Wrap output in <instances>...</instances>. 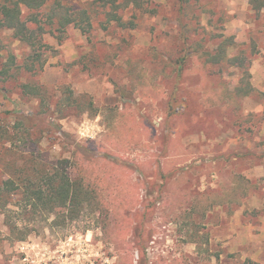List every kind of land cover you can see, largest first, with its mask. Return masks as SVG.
Returning a JSON list of instances; mask_svg holds the SVG:
<instances>
[{
	"label": "rangeland",
	"instance_id": "rangeland-1",
	"mask_svg": "<svg viewBox=\"0 0 264 264\" xmlns=\"http://www.w3.org/2000/svg\"><path fill=\"white\" fill-rule=\"evenodd\" d=\"M143 1L130 31L98 21L34 48L0 35V183L11 161L72 160L80 145L75 160L94 158L86 168L112 186L107 212L60 215L25 207L18 190L0 213V264H264V0H191L182 15L169 0ZM182 23L191 40H234L248 96L235 95L241 72L229 65L191 57L178 71ZM29 56L42 69L27 71ZM68 91L96 115L67 106ZM207 199L216 203L201 218Z\"/></svg>",
	"mask_w": 264,
	"mask_h": 264
},
{
	"label": "trees",
	"instance_id": "trees-1",
	"mask_svg": "<svg viewBox=\"0 0 264 264\" xmlns=\"http://www.w3.org/2000/svg\"><path fill=\"white\" fill-rule=\"evenodd\" d=\"M169 1L178 8L180 15L191 4V0ZM252 1L257 3V0ZM143 5V0H0V35L10 31L14 40L34 48L37 45L42 47V37L46 34L60 38L70 27L85 34L93 30L94 24H98V21L130 31L138 25L137 12H145ZM261 7H264L263 2L256 9ZM24 10L28 11L27 15L24 14ZM180 26L179 45L184 52L178 59L180 73L191 57L199 58L204 65L222 67L229 65L241 72L238 86L233 90L235 95L245 97L251 93L250 74L245 57L240 54L229 55V51L235 49L232 38L210 34V38L203 40L213 39L216 46L212 50L200 52L193 47H202L203 40H191L189 25L182 23ZM4 48L0 40V51ZM36 61L34 57L29 56L25 60L24 68L30 72L42 69V64H37ZM10 62L15 64L14 56L11 57ZM64 102L82 114L88 113L94 116L97 113L94 103L88 96H76L72 91H68ZM80 148L85 150L80 145L76 146L72 160L60 158L52 163L44 160L43 156L33 153L27 157L21 169L15 167V161H11L8 168L12 173L7 180L0 183V213L2 214L3 210L10 206L13 194L18 190H22L25 207L40 208L46 213L54 212L58 215L64 212L80 213L82 208L90 207L92 204L95 205V210L103 207L102 210L107 212L108 208L102 200L104 197L102 192L106 193V196L112 192V186L108 184L109 176L107 174L100 176L94 168H88L89 170L86 168L85 164L92 165L94 158L77 162L75 156L84 154ZM105 161L111 166L114 165L113 161ZM71 164H76L78 176L75 178L67 169ZM101 184L106 187L103 188ZM206 201L202 206L196 204V208L199 207L197 214H200L201 218L216 203L208 199ZM191 241L198 243L195 238Z\"/></svg>",
	"mask_w": 264,
	"mask_h": 264
},
{
	"label": "crops",
	"instance_id": "crops-1",
	"mask_svg": "<svg viewBox=\"0 0 264 264\" xmlns=\"http://www.w3.org/2000/svg\"><path fill=\"white\" fill-rule=\"evenodd\" d=\"M193 243V242H192ZM196 244V243H195Z\"/></svg>",
	"mask_w": 264,
	"mask_h": 264
}]
</instances>
